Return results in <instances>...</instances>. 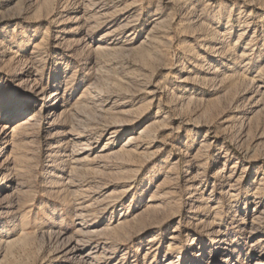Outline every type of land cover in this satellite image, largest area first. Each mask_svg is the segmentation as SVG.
Instances as JSON below:
<instances>
[{"label":"rangeland","instance_id":"rangeland-1","mask_svg":"<svg viewBox=\"0 0 264 264\" xmlns=\"http://www.w3.org/2000/svg\"><path fill=\"white\" fill-rule=\"evenodd\" d=\"M0 264H264V0H0Z\"/></svg>","mask_w":264,"mask_h":264},{"label":"bare ground","instance_id":"bare-ground-1","mask_svg":"<svg viewBox=\"0 0 264 264\" xmlns=\"http://www.w3.org/2000/svg\"><path fill=\"white\" fill-rule=\"evenodd\" d=\"M24 48H25V46H24ZM24 51V50H23ZM73 249H75V247H73ZM88 255V254H87Z\"/></svg>","mask_w":264,"mask_h":264}]
</instances>
